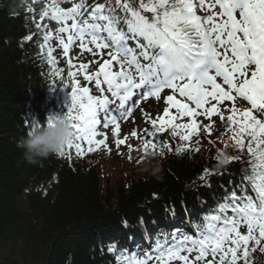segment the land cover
Segmentation results:
<instances>
[{
	"label": "snow or ice",
	"instance_id": "obj_1",
	"mask_svg": "<svg viewBox=\"0 0 264 264\" xmlns=\"http://www.w3.org/2000/svg\"><path fill=\"white\" fill-rule=\"evenodd\" d=\"M63 2L52 0L41 19L50 13L59 25L55 38L64 56L78 43L82 52L99 57L95 71L89 73L87 63L79 65V75L84 81H94L99 95L81 84L69 60L65 87L70 90V105L64 117L71 122L73 142L59 156L74 150L82 158L86 152L107 149L101 124L105 129L111 126L113 137H119L120 119L132 115L129 100H160L170 90L162 115L153 118L145 113L151 127L140 136L144 150L171 151L158 135L167 129L172 137L190 141L199 134V117L209 121L203 131L211 136L213 117H218L220 132L232 133L229 139L239 153L220 152L221 163L239 161L242 165L240 181L225 192L211 213L193 223L192 234L181 233L179 239L174 235V243L168 246L157 241L155 256L145 253L141 258L121 249L118 264H251V252L258 247L264 253V0H115L114 4L112 0L91 4L72 0L67 9L60 6ZM52 36L44 30L40 45L41 51L48 47L50 65L55 64L48 46ZM60 75V70L53 69V76ZM238 99L250 107L240 110ZM226 101L231 106L222 111ZM184 117L188 123L176 122ZM131 136L138 137L137 130ZM127 139L117 138L116 147L125 145ZM182 151L176 149L177 154ZM208 175L205 169L200 179ZM116 247L110 245L108 250L115 252Z\"/></svg>",
	"mask_w": 264,
	"mask_h": 264
},
{
	"label": "trees",
	"instance_id": "obj_2",
	"mask_svg": "<svg viewBox=\"0 0 264 264\" xmlns=\"http://www.w3.org/2000/svg\"><path fill=\"white\" fill-rule=\"evenodd\" d=\"M16 10V0H0V252L10 245L0 264H15V256L24 264H106L100 242L117 233L120 217L133 223L180 203L195 207L198 197L215 199L218 184L236 178L239 164L200 181L204 165L173 161L156 176L101 189L93 172H71L54 156L24 162L16 141L41 120L46 86ZM22 193L26 209L17 203ZM253 261L264 264V254Z\"/></svg>",
	"mask_w": 264,
	"mask_h": 264
},
{
	"label": "clouds",
	"instance_id": "obj_3",
	"mask_svg": "<svg viewBox=\"0 0 264 264\" xmlns=\"http://www.w3.org/2000/svg\"><path fill=\"white\" fill-rule=\"evenodd\" d=\"M71 122L64 114L52 116L44 125L31 126L16 141L24 162L36 165L51 156H57L73 142Z\"/></svg>",
	"mask_w": 264,
	"mask_h": 264
},
{
	"label": "rangeland",
	"instance_id": "obj_4",
	"mask_svg": "<svg viewBox=\"0 0 264 264\" xmlns=\"http://www.w3.org/2000/svg\"><path fill=\"white\" fill-rule=\"evenodd\" d=\"M39 15V14H38ZM86 87H89V85L87 84L86 85ZM120 164H123L122 162H120V161H115V162H113V163H111L110 164V166H112V168L114 167V168H116L118 165H120ZM143 167L145 166V165H142ZM124 167H128L126 164H124ZM119 169V168H118ZM112 171L113 169H110V168H108L107 167V171ZM120 170V169H119ZM150 170H152V169H150ZM158 171V169H153V172H157Z\"/></svg>",
	"mask_w": 264,
	"mask_h": 264
}]
</instances>
